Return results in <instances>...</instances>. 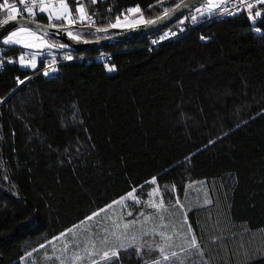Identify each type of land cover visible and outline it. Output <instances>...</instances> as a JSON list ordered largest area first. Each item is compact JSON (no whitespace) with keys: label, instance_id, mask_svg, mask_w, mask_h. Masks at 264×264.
Masks as SVG:
<instances>
[{"label":"trees","instance_id":"16d2710c","mask_svg":"<svg viewBox=\"0 0 264 264\" xmlns=\"http://www.w3.org/2000/svg\"><path fill=\"white\" fill-rule=\"evenodd\" d=\"M183 1L69 0L68 5L78 20L76 9L82 6L97 19L96 28L107 29L117 13L130 8L139 7L154 20ZM259 10L263 15L255 25L245 14L214 19L158 45L153 41L161 31L85 50L49 37L66 45L53 52L75 59L61 64L54 76L18 65L0 70V264H23L57 229L61 213L33 181L92 158L105 172L104 180L93 178V204L120 198L132 187L146 201L152 177L168 197L173 186L181 194L188 184L207 181L223 203L213 216H220V226L215 222L210 228L225 231L208 237L201 231L209 221L196 213L191 225L199 243H225L210 253L211 264H264V5ZM180 19L165 30L190 22ZM37 21L49 23L46 14ZM78 32L86 42L118 35ZM0 46L25 50L1 41ZM102 52L112 54L111 71L91 59ZM18 78L29 80L19 85ZM88 207L72 203L68 209L78 214L68 219ZM127 254L108 264L146 263Z\"/></svg>","mask_w":264,"mask_h":264},{"label":"snow or ice","instance_id":"6c2138e0","mask_svg":"<svg viewBox=\"0 0 264 264\" xmlns=\"http://www.w3.org/2000/svg\"><path fill=\"white\" fill-rule=\"evenodd\" d=\"M93 3L96 0H92ZM241 3H246V0H240ZM19 5L23 6V11H25L29 16H34L35 9H39L40 13H46L49 20V25H39L36 24V29L41 33L37 34V31H33L31 27L20 26L15 30L8 32L6 36H3V44L6 46H22L26 49H53V48H64L66 45L63 44H54L49 43L48 40L44 38L48 34V30L55 29L57 32L64 31L70 39L79 40V36L73 35L72 31H69L68 28L64 27V22L67 23L69 27L75 25L77 21L72 18V12L69 8L66 0H18ZM79 3V0H77ZM257 3L264 4V0H257ZM182 5H178L180 7ZM222 8V4L219 0H207V4L204 8H197L196 12L200 14L212 13L213 11ZM246 8L249 12L250 18H252V3H246ZM0 9H5L8 12L7 19L0 20V27L8 25L10 21H16L18 15L21 13V8L17 6L16 3H9V0H3V3L0 4ZM76 11L79 13V20L84 22L86 19L85 9L82 6H78ZM224 12H228L227 8L223 9ZM130 13H139V7L130 8L128 10ZM167 14V13H166ZM231 14V13H229ZM262 13L257 11L255 12V17H261ZM88 21L91 22V17H87ZM118 22H119V18ZM191 19L195 21L197 19L196 15H192ZM54 22H61L60 24ZM145 25L153 24L157 21L147 20L142 21ZM32 23H35L34 21ZM183 23V21H181ZM112 27H117V24L111 25ZM134 26V25H129ZM98 31H105L106 29H97ZM4 50L0 49V52ZM66 59L71 60L72 57L69 55ZM21 65H26L29 63L25 60L23 56L19 58ZM36 56L33 55L30 66L36 68ZM11 63L12 61H8ZM55 64V60L52 61ZM55 69L53 68L52 71ZM112 68H109L111 71ZM45 76L49 74L48 71L43 73ZM23 83V81H21ZM211 143V141H210ZM157 182L156 177H152L150 181L146 183H151L155 185ZM174 187V186H173ZM142 189L143 186H140ZM167 188V186H165ZM148 199L143 201L144 207L151 209V214H145L144 210H141L135 217L132 219L125 220L124 215L118 212L113 211L111 216L104 215L102 220H97L99 230L96 233H90V236L87 240L90 247L84 249L87 258L90 261V264H100L101 261H107L111 258L119 257V251H127L130 248L135 249L138 256L141 255L142 250L147 249L149 253L158 250L159 257L151 261V264H165L169 262L171 257H176V252H168V249L172 246L171 241L173 236L167 234L164 229L169 227V224L173 227L174 235L180 236L183 239V244L181 245L182 252H190L195 250L199 255L203 256V249L201 248L196 234L193 232L191 224L187 220V211L184 210V205L180 201L179 196L176 197L175 203L172 205L173 208L179 209L182 212L183 219L180 221L179 230L174 222L169 220V224L165 223V213L169 212V208L165 204V200L161 193L159 186L153 187L151 191L147 193ZM207 197V193L205 194ZM131 200L134 204H140L141 200L139 199L138 189L132 187L130 191H127L125 195L121 196L118 200H114L109 204H106L103 208L93 211L91 215L86 216L83 220L79 222L78 225H73L71 228L66 229L65 232H61L59 237H54L53 239H59L64 237L67 233H72L75 235V229L88 223L89 229H91V222L97 218L101 217V214H106L109 210H113L115 205H119L121 208L127 207L125 201ZM211 201L205 198L204 203L208 204ZM128 217H132L131 212L127 213ZM159 219V224L155 223L156 219ZM151 225V227H149ZM138 229V231H137ZM186 229V230H185ZM95 236V239L92 237ZM160 238V242L157 243L155 237ZM145 237H150L151 242L145 241ZM99 242L101 246L99 250L96 249V242ZM44 245H41L43 248ZM68 245L65 244V248ZM102 253V254H101ZM99 256V260L94 258ZM75 260H81L82 257L79 255L74 256ZM63 264V262H62ZM147 264V262H146ZM183 264V261H181ZM204 264H208V261H204Z\"/></svg>","mask_w":264,"mask_h":264},{"label":"rangeland","instance_id":"374dc122","mask_svg":"<svg viewBox=\"0 0 264 264\" xmlns=\"http://www.w3.org/2000/svg\"><path fill=\"white\" fill-rule=\"evenodd\" d=\"M224 0H219V2H223ZM18 5V0L15 2ZM207 3V0H206ZM0 14L3 16L1 20L7 19L8 12L5 9H0ZM20 16V15H19ZM22 17V16H21ZM26 18V17H25ZM32 19V18H29ZM35 20V19H33ZM142 21H147V18L143 15L142 11L140 10L139 13H130V12H124L123 17L119 22H114V24L118 23V26L115 28H118L119 30H126L129 28H132L139 24H144ZM49 25V23H47ZM134 25V26H129ZM64 27H69L68 25H65ZM71 27H75L74 30H71L73 32V35L79 36L80 39H84L82 33L78 32V29L82 28L83 30H90L86 29L88 27H79L78 25H72ZM165 30V29H164ZM35 31V30H33ZM92 31V30H90ZM163 31V30H162ZM38 35L40 33L37 32ZM46 40H48L49 43H54L49 41V37L44 36ZM1 43L3 44V39L1 40ZM4 45V44H3ZM18 46V45H14ZM30 50H39V49H30ZM53 52V50H58V48L53 49H47V51ZM26 66V65H24ZM98 175L102 176L103 180L105 179V172L102 170V165L96 158L92 159H83L80 161L72 162L68 165L62 166L60 170L56 171L53 174H50L49 176H44V178L37 179L33 181L34 186L40 191L43 192L46 195V198L48 199V203L51 206V208H54L56 210V214L58 215L61 213L60 216H58L57 219V229L52 232L50 235L51 238L59 237L61 232H65L66 229H69L73 226L74 222L78 220V218L82 216L75 217L76 219H68V217H73L70 215L71 213L73 215L78 214L76 211H72V209H68V207H72V203L78 204L80 207H87V205L90 204V206H94L95 208H98L101 204H105L107 202H96L95 204L90 203L92 201L91 199V192L90 189L93 186V178H97ZM159 186V184H155L154 187ZM160 187V186H159ZM95 188V187H94ZM161 193L163 195V198L165 200L166 206L169 208V212L165 213V223L169 224V220L175 223L177 230H179V224L180 221L183 219L182 212L179 209H175L172 207V205L175 203L176 197L179 196L180 201L184 205V210L187 211V220L188 223L191 224V214L196 213V215L203 216L204 218H207L206 220L209 221L208 225L203 226V230L201 232H204L205 235L208 237H214L216 235H223L225 229L219 231L217 229H214L216 226H220V223H217L216 221L219 220L220 216L213 217L217 211L220 212L223 203L220 201L219 196H214L212 193V188L210 187L209 183L207 181L204 182H193L188 184L185 189L180 193H178V190L173 188H169V192L172 193L173 196H167V191L164 190L162 187H160ZM207 193V197L205 194ZM205 198L210 200L211 202L208 204H205ZM127 204V207L125 208H119V205H115L114 209L112 210L118 213H121L124 215V218L126 220L132 219L137 215V211L144 210L145 214H151L152 210L145 208L143 201H141L140 204H134L133 201L127 200L125 201ZM91 207H88L91 210ZM124 210V211H123ZM223 211V210H222ZM131 212L133 214L132 217H128L127 213ZM89 212L86 214L88 216ZM110 214V212L108 213ZM83 216V217H86ZM98 219V218H97ZM97 219L96 222H97ZM215 222L217 224H215ZM88 223L86 222L83 227H78L75 229V235L72 233H67L64 237H61L59 239H52L50 243L43 248H39L34 253L30 254L29 257L25 258L23 260V264H56L59 261V264H79L80 260H75L74 256L79 255L82 257L81 260L86 262V264H90L89 259L87 258V255L83 251L86 247H90L88 245L87 240L90 236L91 229L88 227ZM156 224H159V219L157 218L155 220ZM215 224L216 226L212 229L211 224ZM92 224V222H91ZM219 224V225H218ZM192 226V225H191ZM151 227V225H149ZM193 232L196 234L199 242L200 235L198 236L196 233V229L192 227ZM168 235L173 236V240L171 241L172 246L168 249V252H176L177 250V256L171 257L169 262H165V264H181V261H183V264H204V261H208V264H211L210 261V253H213V250L216 248H219L220 246L224 247L225 243H222L220 239H217L218 241L215 243H199L201 248L203 249L204 255H199L194 249L190 252H182L181 251V245L183 244V239L180 236L174 235L173 233V227L171 224H169V227L167 229H164ZM186 230V229H185ZM83 231H87L88 236L84 237V246H78V243L75 242V239H77L82 234ZM138 231V229H137ZM87 235V234H85ZM145 241L151 242L150 237H145ZM211 239V238H210ZM155 240L157 243L160 242V238L157 236L155 237ZM236 240H233L234 242ZM75 243L77 246H75ZM65 244L68 245L67 248H65ZM128 251V252H127ZM127 251L120 250L119 256L122 254L129 253H136L135 249L130 248ZM158 250L153 251L149 253L147 249L142 250L141 255L138 256L139 259L144 260L147 262V264H151L152 260H155L159 257L160 254H157ZM127 254V255H129ZM137 254V253H136ZM95 255V254H94ZM216 255V254H213ZM115 260L116 258L113 257L107 262H110L112 260ZM101 264H104L103 262ZM146 264V263H145Z\"/></svg>","mask_w":264,"mask_h":264},{"label":"built area","instance_id":"2783aa9c","mask_svg":"<svg viewBox=\"0 0 264 264\" xmlns=\"http://www.w3.org/2000/svg\"><path fill=\"white\" fill-rule=\"evenodd\" d=\"M87 1L88 0H79V2H82V3H86ZM101 1H103V0H101ZM66 2L68 3L69 0H66ZM76 2H77V0H76ZM246 3H252L253 4V9H252V14H251L252 18H250L249 12L246 8ZM246 3H241L240 0H224L223 2H221L222 8L217 9L210 14L209 13H205V14L197 13L196 12L197 8H204L206 6L207 3L204 2L201 5H199L198 7H196L194 10L188 12L185 16L182 17V20H184V19L188 20L189 19L190 22L188 24L181 23L173 29L161 31L155 37V39L153 41V45H158L164 41L175 40V39L179 38L182 34L187 32L190 28L196 27L201 23L209 22V21H212L214 19H226V18L234 17V16H237L240 14H245L250 19L252 24L255 25L258 22V20L262 17V16L261 17H255V12L259 11L263 15V11L259 10V7L261 5H264V4L257 3V0H246ZM17 6L21 8V13L19 15L22 17L32 18V19L37 20V16H39L40 14H44V13H40L39 9L37 8V9H35L36 14L34 16H29L25 11H23V6L19 5V3ZM224 8H227L228 12H224L223 11ZM110 11L113 13L112 9ZM123 13L124 12L117 13L115 15V17H114L115 22H118L117 18H119V21L122 19ZM229 13H231V14H229ZM85 14H86V19L84 22H81L76 17L72 16V18L77 21V23L75 25H79V23H80V25L82 24V26H85L88 28H96L97 19L95 17H93L92 15H90L87 12V10H85ZM192 15L197 16V19L195 21H193L191 19ZM87 17H91V22L88 21ZM179 20H181V19H179ZM54 23L60 24L61 22H54ZM65 25H67L66 22H64V26ZM188 25H190V26L188 27ZM255 31L257 34H261V31L258 29H255ZM79 40H82V39H79ZM0 49L4 50V51L0 52V70L5 68V66L17 64L23 68H31L32 70H36L35 74H39L40 76H45L43 73L45 71H48L49 74L47 75V77H52L57 73L58 68L61 64L75 60L72 57V55L69 53L60 54L57 52H48V51L46 52L43 50H30V49L21 50L19 52H9L8 48L1 47V46H0ZM33 55L36 56L35 62L37 64V67L35 69L30 66V62H31ZM69 55L72 57L71 60L66 59V57ZM21 56H23L25 58V60L27 62H29L27 64V66L21 65L20 60H19V58ZM53 59L55 60V64L52 63ZM91 59L95 60L96 62H102L103 64H105L106 68H110L109 63L111 62L110 60H112V54L102 52L101 54H99L97 56H93ZM8 61H12V62L9 63ZM1 65H4V67H1ZM53 68L55 69L54 71H52ZM28 80L29 79H25V80H21L19 78L17 79L19 85L27 82ZM21 81H23V83H21ZM2 102H3V100H1V103Z\"/></svg>","mask_w":264,"mask_h":264},{"label":"water","instance_id":"95a60500","mask_svg":"<svg viewBox=\"0 0 264 264\" xmlns=\"http://www.w3.org/2000/svg\"><path fill=\"white\" fill-rule=\"evenodd\" d=\"M204 2H206V0H184L179 4L182 6L180 7L176 6L174 9L169 11L164 16L152 20V21H157L156 23L147 24V25L139 24L126 30H119L118 28L115 27L107 28L105 31H98L97 30L98 28H86L95 31L99 34L118 33L117 36L105 40L86 42L84 40L70 39L64 31L61 30L57 32L55 29H51V28L48 30V34L45 36L57 40H61L70 48L81 49V50H85L88 48L100 49L102 47H106L112 44L122 43L127 40L138 39L140 37H144L162 31ZM33 21L35 23H32ZM36 24L47 26V24L45 23L39 22L37 20L21 17L18 15L16 21H10L8 25H4L3 27H0V41L3 39V36H6L8 34V32L20 26L31 27L32 30H35L38 33H40L35 27ZM65 28H68L69 31L75 29V27H65Z\"/></svg>","mask_w":264,"mask_h":264},{"label":"crops","instance_id":"0c3cea01","mask_svg":"<svg viewBox=\"0 0 264 264\" xmlns=\"http://www.w3.org/2000/svg\"><path fill=\"white\" fill-rule=\"evenodd\" d=\"M14 30H15V29H14ZM5 46H6V45H5ZM18 47L23 48L22 46H18ZM24 49H26V48H24ZM39 50L46 51L47 48L39 49ZM48 52H50V51L48 50ZM118 199H119V198L113 196L112 198L108 199L107 202H106L105 204H101L100 206H98V208H95V207H94L95 205L92 206V207H91V210L89 209L87 212H85V214H83L82 217L78 218V220H76V221L74 222L73 225H78L79 222L85 218V217H83V216H86V214H87L88 212H89L88 215H91V213H92L93 211H97L98 209L103 208L106 204H109V203H111L112 201H114V200H118ZM125 204H126V203H125ZM126 205H127V204H126ZM119 208H121V207H119ZM123 211H124V210H123ZM109 212H110V214H108ZM109 212L106 213V214H101V217L98 218L97 220H102L103 217H104V215L111 216V215H112V210H109ZM125 220H126V218H125ZM81 227H83V225H82ZM98 230H99V226H98L96 220H93V221H92V227H91V233H96V232H98ZM51 234H52V233H51ZM51 234H50V235H51ZM85 234H87V235H85ZM50 235H49V241H48V244H49L50 241L53 239V238L50 237ZM78 235H80V236H79L77 239H75V242L78 243V246H80V247H81V246H84V245H85L84 237L88 236L87 231H83L82 234H78ZM92 239H95V236H93ZM76 243H75V246H77ZM48 244H45L44 247H46ZM100 247H101V246L99 245V242L97 241V242H96V249L99 250ZM85 248H86V245H85ZM83 251H84V250H83ZM175 251L177 252V250H175ZM101 254H102V253H101ZM94 258L97 259V260H99V256H95V255H94ZM107 261H108V260H107ZM107 261H101L100 264H101L102 262H103L104 264H108ZM56 264H59V261H58ZM79 264H86V262H84L83 260H80V263H79Z\"/></svg>","mask_w":264,"mask_h":264},{"label":"bare ground","instance_id":"6f19581e","mask_svg":"<svg viewBox=\"0 0 264 264\" xmlns=\"http://www.w3.org/2000/svg\"><path fill=\"white\" fill-rule=\"evenodd\" d=\"M17 65V64H16ZM18 66H20V65H18ZM1 67H4V65H1ZM21 67V66H20ZM44 77H47V76H44Z\"/></svg>","mask_w":264,"mask_h":264}]
</instances>
